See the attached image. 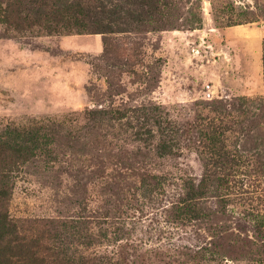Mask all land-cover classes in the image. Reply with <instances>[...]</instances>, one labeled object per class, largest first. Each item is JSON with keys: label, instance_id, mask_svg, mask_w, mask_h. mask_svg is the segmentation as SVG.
<instances>
[{"label": "rangeland", "instance_id": "rangeland-1", "mask_svg": "<svg viewBox=\"0 0 264 264\" xmlns=\"http://www.w3.org/2000/svg\"><path fill=\"white\" fill-rule=\"evenodd\" d=\"M6 1L0 124L39 122L53 143L17 164L0 200V264H264V0H171L142 25L127 23L131 0H93L119 24L82 34L20 30ZM144 107L176 126L171 154L156 129L135 135ZM109 109L127 117L98 114ZM211 123L225 159L205 141Z\"/></svg>", "mask_w": 264, "mask_h": 264}, {"label": "trees", "instance_id": "trees-1", "mask_svg": "<svg viewBox=\"0 0 264 264\" xmlns=\"http://www.w3.org/2000/svg\"><path fill=\"white\" fill-rule=\"evenodd\" d=\"M91 1L93 0H7L2 11L8 22L14 23L20 30L38 27L48 34L115 32V26L119 24V18L114 17L116 14L112 13L110 19H105L107 13L101 10V6ZM131 5H136L139 11L135 15L134 11L128 10L126 14L130 19L127 23L142 25L148 21H155L164 14L165 10L173 7V2L171 0H131ZM201 25L202 20L196 15L189 23L192 29L199 28ZM138 111L143 113L139 116H131L137 121L138 130L135 135L138 138H140L139 135L155 137L153 129H156L160 139L158 150L161 154H171L179 135L176 126L168 124L165 127V121L157 119L159 116L155 109L144 107ZM98 114L118 121L127 117L120 109L101 110ZM150 125L152 129L150 127L146 129L145 126ZM214 125L215 123L209 124L203 135L206 142L215 146L211 153L225 159L227 152L220 146L225 141V133L222 134V131ZM50 129L39 122L27 127L14 125L2 127L0 124V200L2 203L10 196V184L17 164L36 151L43 150L46 155H49L50 151H46V147L53 143L50 138ZM193 196L188 194L190 198ZM5 206L6 204H2L1 208ZM11 224L9 216L0 211V244L6 243L8 248L11 246L7 241L12 234L8 231Z\"/></svg>", "mask_w": 264, "mask_h": 264}]
</instances>
